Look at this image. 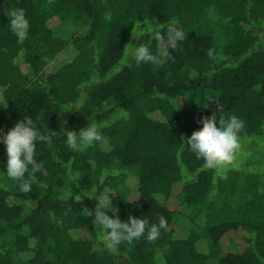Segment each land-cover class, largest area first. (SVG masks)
I'll return each mask as SVG.
<instances>
[{
  "label": "trees",
  "instance_id": "trees-1",
  "mask_svg": "<svg viewBox=\"0 0 264 264\" xmlns=\"http://www.w3.org/2000/svg\"><path fill=\"white\" fill-rule=\"evenodd\" d=\"M17 10L30 23L23 44L9 27ZM173 19L185 39L150 44L171 58L137 65L129 43L151 38L134 36L143 21ZM0 100V131L28 116L51 137L36 145L43 167L28 193L3 174L0 143V264H264V0H0ZM232 115L244 127L223 179L186 141L202 119ZM92 124L106 125L107 150L68 149L65 132ZM105 189L122 221L162 216L167 228L108 250L97 202L72 198ZM232 233L240 241L224 250Z\"/></svg>",
  "mask_w": 264,
  "mask_h": 264
},
{
  "label": "clouds",
  "instance_id": "clouds-1",
  "mask_svg": "<svg viewBox=\"0 0 264 264\" xmlns=\"http://www.w3.org/2000/svg\"><path fill=\"white\" fill-rule=\"evenodd\" d=\"M10 17V30L17 38V43L23 44L28 37L30 27L29 20L23 11H12ZM141 31L134 36H141L150 33L151 38L138 45L131 43V57L139 64H151L161 66L171 57L167 49L162 48L159 52L153 53L150 49L152 41H160L161 44L167 40L173 47L177 42L185 39V33L180 27L179 21L171 20L163 27L159 22L155 24L150 21H143L140 26ZM209 58H214V50H209ZM85 98L72 104L67 109L75 107L78 111L82 107ZM7 105V101L0 100V106ZM66 109V110H67ZM217 111L221 113L222 107L217 106ZM202 127L194 131L186 141V146L201 161L204 169L215 170V173L226 179V172L229 166H235V154L240 148L239 133L244 127V122L237 116L232 115L227 119L219 117V127L217 117L211 119L204 118L200 121ZM106 125L92 124L75 130H67L66 146L73 152L84 151L89 147L100 144L107 150V145L102 135L101 128ZM51 145V137L42 134L33 119L25 116L24 120L17 121L6 134L0 137V143L6 148V174L7 178L19 182V191L28 193L32 190V185L36 182V174L41 172L43 164L36 158L37 143ZM83 196L94 199L97 203L94 209V219L92 224L102 231V242L104 247L112 252L118 250L122 243L132 244L134 241L146 238L148 242L156 241L160 236V230L167 228L164 217L158 218V223H150L146 218H137L131 215L127 220L122 221L119 210L112 204V194L109 190L78 193L72 198L76 203L80 202ZM111 212V215L109 214ZM90 214V213H89ZM75 238V237H74Z\"/></svg>",
  "mask_w": 264,
  "mask_h": 264
},
{
  "label": "rangeland",
  "instance_id": "rangeland-1",
  "mask_svg": "<svg viewBox=\"0 0 264 264\" xmlns=\"http://www.w3.org/2000/svg\"><path fill=\"white\" fill-rule=\"evenodd\" d=\"M70 54L71 53H69V52H62V53H60V55L57 57V59L55 60V62L53 63V66L54 67H58L59 65H60V63H61V61H66V60H68V57L70 56ZM4 134H6V133H4V131H0V137H2ZM229 182H230V179H228V181H227V183L229 184ZM230 190V188H228L227 190H226V192H225V197H227L228 198V200L230 199V200H233V197H235L234 196V194L232 195L230 192L231 191H229ZM134 196H136V194H135V192H131V194H130V197L132 198V197H134ZM176 200L177 201H179L177 198H176ZM175 200V201H176ZM227 203H230L231 201H226ZM233 202V204H234V200L232 201ZM175 204H176V202H174ZM219 204H222V202H220ZM179 205H180V203H179ZM204 218L205 217H203V222H204ZM185 224H187V223H185ZM189 225H191V224H189ZM196 225V224H195ZM177 226V228L179 227L178 225H176ZM178 230V233H182L181 231H179V230H182V228L180 227L179 229H177ZM242 234H243V232H242ZM182 235H183V233H182ZM232 238H234L235 239V243L233 242V241H231V239ZM240 241V234L239 233H232L231 235H229L228 236V241L227 242H223L224 243V245H223V249L225 250V249H228V248H236L237 247V245H238V242ZM237 243V244H236ZM200 247L199 248H202L203 250H205L206 249V246H205V244H202V245H199ZM207 249H208V247H207Z\"/></svg>",
  "mask_w": 264,
  "mask_h": 264
}]
</instances>
